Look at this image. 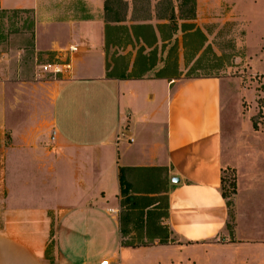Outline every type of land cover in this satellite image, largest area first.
<instances>
[{
	"label": "crops",
	"instance_id": "obj_1",
	"mask_svg": "<svg viewBox=\"0 0 264 264\" xmlns=\"http://www.w3.org/2000/svg\"><path fill=\"white\" fill-rule=\"evenodd\" d=\"M107 1L0 0L1 12L33 14L36 53L59 51L65 42L71 53V69L55 82L49 105L43 89L52 82L34 83L45 95L43 106L24 121L18 118L31 100L21 95L31 97L32 73L26 76L27 62H12L14 50L0 54V264H264V227L231 239L221 195L225 118L236 102L245 127L254 129L264 99V73L253 69L256 60L264 62V3L252 2L243 14L238 0H196L195 6L123 0L115 21ZM258 19L259 46L251 53L248 45L246 65L263 76V88L254 113L247 114V101L245 117L238 100L253 89L228 82L225 91L224 80L212 75L154 77L164 53L149 69L137 66L141 53L163 43L169 48L176 36H214L211 25L227 23L250 36L249 24ZM137 36L157 41L149 47ZM118 44L125 46L119 54ZM109 45L127 61L120 76L107 75L116 69ZM178 62L177 71H186ZM121 170L140 206L155 200L147 210L161 212L165 200L167 242L129 245L132 227L122 237Z\"/></svg>",
	"mask_w": 264,
	"mask_h": 264
},
{
	"label": "rangeland",
	"instance_id": "obj_2",
	"mask_svg": "<svg viewBox=\"0 0 264 264\" xmlns=\"http://www.w3.org/2000/svg\"><path fill=\"white\" fill-rule=\"evenodd\" d=\"M134 1V0H132ZM136 1V0H135ZM138 1V0H137ZM145 2V0H139ZM148 1V0H146ZM165 2V0H161ZM181 4L183 0H172ZM206 1H219V0H206ZM239 1V11L241 13L247 14L248 10L246 6L254 1L258 3H264V0H238ZM119 7V6H118ZM125 5L122 8H114L119 14H123ZM252 12V10H250ZM112 12V11H111ZM111 16H114L112 12ZM255 21V20H253ZM261 24V20L252 22L253 34L250 36H241V32H236V26L229 23L223 25H211L214 29H209L208 31L214 36H176L172 43L170 42V47L166 48L167 45L163 43L158 48L153 51L143 55L141 53V60L137 62L138 65H142L145 69H149L151 65L157 64L158 61L163 60V53L167 57L165 60L164 68L158 72H152L154 77H175L180 81H187L188 79H193L203 76H219L224 80V88L227 91L229 87L228 82H230L236 88L239 87L245 89H253L245 94L246 98L238 100L239 106L243 108L244 117L246 115L245 110L248 107L247 101L249 102V110L247 114L254 113L255 105L252 103L257 98V94L263 88V76L252 75L250 73L247 64V53L246 49L249 44V52L252 53L254 49L259 46V40L255 36L256 25ZM210 27V28H211ZM247 27V26H246ZM34 28L35 21L32 13H5L0 11V54L8 52V50H14L15 53H10V57L15 55H20L22 51V56L15 57L13 61H18L21 64L27 62V77L33 76V87L31 97L23 96L22 100H31V107L27 109V114H21L18 119L31 118V120L37 117L39 109L43 106L39 102L40 97L47 96L48 105L50 100H53L55 95V82L59 80L62 75L55 74L54 69H44V66L51 65L52 67L58 65H64L71 63V53L69 51V44L65 42L60 48L61 50L56 52H44L36 53L34 51ZM243 29V28H242ZM241 30V29H240ZM171 36H162V38H167ZM114 41H117L120 36H112ZM173 38V37H172ZM178 38V39H177ZM113 41V42H114ZM124 45V44H123ZM110 51L111 58L114 60V48L115 46H107ZM125 46H120L118 44L116 53L121 52V48ZM64 49V50H63ZM26 53V55L24 54ZM24 54V55H23ZM9 57V54H8ZM116 59L115 71L107 73V75H117L120 76L125 72L127 68V61L124 57L119 56ZM183 60V64L186 71L179 72V60ZM258 62L253 69H258L264 73V62ZM9 63V62H8ZM7 64V63H6ZM155 66V65H154ZM109 69L110 66L108 65ZM7 68L4 69L7 71ZM38 68V72L36 69ZM66 72V71H65ZM66 74V73H65ZM63 74V75H65ZM134 75V72L131 74ZM37 80V81H36ZM48 80L52 82L51 85H47L43 89L45 92L42 93V89L38 87L36 89L35 84L38 81ZM256 88V89H255ZM15 92V91H14ZM227 94V92H225ZM238 94V92H237ZM233 103L232 113L233 115L225 118L224 124V160L226 170L224 172L225 178V192H230L232 190V184L236 180V194L231 196L229 199V222L228 231L230 233L231 239H245L250 237V228L256 227L263 230L264 227V99L259 100V111L262 112L261 119H258L257 129L245 127V118H241L239 112L242 110ZM241 103V104H240ZM31 112V113H30ZM235 112L237 115H235ZM259 113V112H258ZM257 113V114H258ZM28 114L31 117H28ZM2 155V153H0ZM2 157H0V161ZM2 170L0 168V176L2 175ZM165 198V197H162ZM165 200L162 199V210L151 216L148 224L130 223L127 228H134L133 241L135 242H150L152 241L151 236H147L146 232L159 231V240L166 237L169 233L167 225L165 222ZM238 229L240 233H238ZM250 230V231H249ZM154 231V232H155ZM229 238V239H230ZM147 239V240H145ZM132 241V240H131Z\"/></svg>",
	"mask_w": 264,
	"mask_h": 264
},
{
	"label": "trees",
	"instance_id": "obj_3",
	"mask_svg": "<svg viewBox=\"0 0 264 264\" xmlns=\"http://www.w3.org/2000/svg\"><path fill=\"white\" fill-rule=\"evenodd\" d=\"M170 1H172V0H165V2H170ZM108 2H109V5L110 4L113 5L111 7V11L114 13V16L111 19H113L115 21H119L121 19L120 14L118 11H115L114 8L117 7V9L118 8L123 9L124 1L123 0H108L107 4H108ZM181 4L182 5L191 4V5L195 6L196 0H183L181 2ZM107 9H108V5H107ZM28 12L31 13L30 11H14L13 13H28ZM137 37L141 38L144 41V43L149 47L154 45L157 41L156 36H137ZM124 77H126V76H124ZM262 115H263L262 112L259 111V113L252 118L253 127L255 128V130L257 129V126H258L257 120L261 119ZM224 172L225 171H223V176L221 179V195H222L223 199L225 200L227 207L229 209V199L231 196H234L236 194V180H234V182L232 184V190L228 193L225 192ZM120 185H121V198H122V205H121L122 213H121V217H120L121 235L124 238V237H127L128 235H130V233H131V230H129V228H127L128 224H130V223H134L136 225L148 224L151 216H154L156 213H159V212H157V210H156L158 208H155L153 210H147L154 205L155 200H151V202H150V204H148V206H140L139 205L138 199H136V198H134V196H132L131 188L122 176V170H121V176H120ZM132 198H134V200H132ZM167 216H168V213L164 217H167ZM154 231H152L151 233H150V231H147L146 232L147 236L148 237L151 236L153 239L160 238L159 237V231H155V232ZM169 235H170V233H168V235L166 237L162 236V239H160V241L167 242L169 239ZM153 239H152V241H153ZM135 243H137V242L132 241V243L129 245H134ZM138 244L141 245V244H146V243L138 242Z\"/></svg>",
	"mask_w": 264,
	"mask_h": 264
},
{
	"label": "built area",
	"instance_id": "obj_4",
	"mask_svg": "<svg viewBox=\"0 0 264 264\" xmlns=\"http://www.w3.org/2000/svg\"><path fill=\"white\" fill-rule=\"evenodd\" d=\"M74 51H76V49H75V48H71V52H74ZM51 68L54 69V73H55V74H63V70L68 71V70L71 69V66H70V64H66V65H63V66L58 65V66H54V67H52L51 65H49V66H44V69H45L46 71H47L48 69H51ZM132 142H133V140H132ZM99 264H111V263H110V261H108V260H103V261H101Z\"/></svg>",
	"mask_w": 264,
	"mask_h": 264
},
{
	"label": "water",
	"instance_id": "obj_5",
	"mask_svg": "<svg viewBox=\"0 0 264 264\" xmlns=\"http://www.w3.org/2000/svg\"><path fill=\"white\" fill-rule=\"evenodd\" d=\"M174 182H178L179 180L178 179H175V180H173Z\"/></svg>",
	"mask_w": 264,
	"mask_h": 264
}]
</instances>
